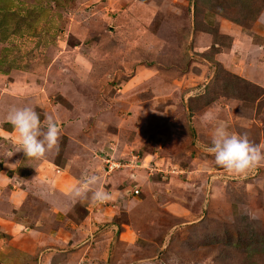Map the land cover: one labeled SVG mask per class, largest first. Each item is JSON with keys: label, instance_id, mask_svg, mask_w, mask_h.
<instances>
[{"label": "rangeland", "instance_id": "1", "mask_svg": "<svg viewBox=\"0 0 264 264\" xmlns=\"http://www.w3.org/2000/svg\"><path fill=\"white\" fill-rule=\"evenodd\" d=\"M13 106L58 148L27 159ZM220 122L264 146V0H0V264H264V165L217 166Z\"/></svg>", "mask_w": 264, "mask_h": 264}, {"label": "clouds", "instance_id": "2", "mask_svg": "<svg viewBox=\"0 0 264 264\" xmlns=\"http://www.w3.org/2000/svg\"><path fill=\"white\" fill-rule=\"evenodd\" d=\"M6 118L17 132L20 151L24 152L27 159L38 161L58 148L60 128L53 116L49 115L46 126H42L40 115L33 107L13 106ZM203 150L214 157L217 166L237 175H246L264 165V146L252 143L247 135L230 133L224 122L215 127L211 143L205 145ZM100 182L101 177L97 174L86 176L73 188V198L88 199L90 194V199L95 204L109 201V192L98 187L92 191Z\"/></svg>", "mask_w": 264, "mask_h": 264}, {"label": "crops", "instance_id": "3", "mask_svg": "<svg viewBox=\"0 0 264 264\" xmlns=\"http://www.w3.org/2000/svg\"><path fill=\"white\" fill-rule=\"evenodd\" d=\"M104 211H105L104 213H102V212L97 213L98 211L97 210H94V208H93V211H90L88 209V212H85L84 213V216H83V219H85L84 220L85 224H83V227L85 228L86 225H89V223L91 224L92 222H94L93 225H96L99 222H105L106 223L107 220H108L107 217L109 216V208H107V206H105ZM86 222H87V224H86ZM80 224H82V222ZM106 224H109V222L106 223ZM105 235H103V236L106 237ZM79 251L80 250H76L75 251V255H78ZM115 257H117V256H115ZM115 257L112 256V259H111V263L110 264H118L117 263V258H115ZM106 262H108V264H109V261H106Z\"/></svg>", "mask_w": 264, "mask_h": 264}, {"label": "trees", "instance_id": "4", "mask_svg": "<svg viewBox=\"0 0 264 264\" xmlns=\"http://www.w3.org/2000/svg\"><path fill=\"white\" fill-rule=\"evenodd\" d=\"M235 23V22H234ZM237 24H239L238 22H237Z\"/></svg>", "mask_w": 264, "mask_h": 264}]
</instances>
